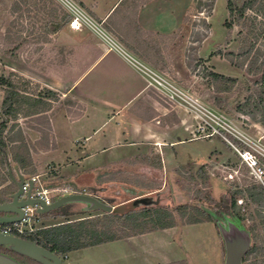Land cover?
Returning <instances> with one entry per match:
<instances>
[{
	"label": "rangeland",
	"instance_id": "rangeland-1",
	"mask_svg": "<svg viewBox=\"0 0 264 264\" xmlns=\"http://www.w3.org/2000/svg\"><path fill=\"white\" fill-rule=\"evenodd\" d=\"M53 1L68 13L64 0ZM68 1L77 5L111 39L116 42L119 41L118 36L110 34L104 26L105 23L93 14L91 8H94L95 0ZM102 1L109 3L112 0ZM233 1L240 5L244 0ZM198 2L201 4L200 8L197 7ZM212 2L213 6L210 7ZM55 3L52 4L46 0H0V76L8 77L11 75L23 90L33 94L45 89L44 83L48 81V76L54 77L55 82H60L59 79L55 78V69L58 67L60 70L63 66L70 65L72 58L69 47L61 45L67 42L64 30L66 28L71 30L68 25L55 34H47L45 30V24L49 18L48 8L55 10L57 7ZM43 6L45 7L43 8ZM58 15H61L60 11H58ZM262 18L264 20V16ZM228 21L226 0H192L190 8L186 11L181 32L176 34L172 43H168L171 58H167L165 63L160 62L158 65L159 70L157 71L179 87L187 99V103L176 100L172 104L160 93L153 90V94L156 95L161 104L173 107L181 115L183 124L188 131L186 135L181 133L184 142L174 146L175 157L166 162L169 167L175 161L171 169L166 173H159V170H156V174L150 175L147 170L140 169L141 166L138 164L135 165L134 169L128 164H122L116 165L114 168L116 170L125 168L129 173L126 171L117 172L115 169L111 171L114 172L111 173V177L115 179L127 176L130 180H149V183L155 187H164L163 190L157 194H146L145 191L126 190L129 187L123 183H116L106 188L109 190V195L98 198L96 194L83 188L86 191V196L95 198L102 205L110 208L111 212L119 206L130 207L134 199L142 202L133 206L159 204L174 210L180 205L193 204L194 197L198 195L203 202L205 196L208 195L214 200V206L218 207L220 205L219 196L231 190L232 183H236L240 187L251 182L260 183L258 175L255 173L256 168L252 167V162L245 159L252 156L257 168L264 170V124L235 112V104L243 97L244 92L239 93L232 90L230 93L216 94L210 89L208 81L203 78L204 71L209 70L227 77L244 79L251 85L257 80V77L246 76L242 70L232 66L227 60L216 54L218 51L223 54H235L237 51L238 33L241 30V25H232L228 37V30L225 27V23ZM257 21L259 22V24L257 23L258 29L262 30L258 42L264 45V21L259 18ZM83 28H87L99 42L109 47L94 30L86 26ZM72 37L75 40L77 38L76 36ZM199 37H204V40L197 54L198 60H191L194 58V51L192 50V46L195 44L194 40ZM171 44L173 45L172 48ZM187 59L191 64L190 68H186ZM156 60L158 61V58ZM184 66L188 71L183 75L180 70ZM20 77L25 81H18L17 78ZM56 94L60 97L59 101L52 104V110L46 113V117L49 120V117L54 114V122L57 125L60 117V113L57 111L66 105L69 106L70 102L63 101L65 99L62 98L61 94ZM1 100L2 92L0 90V104ZM196 108H204L224 116L236 130L249 140L248 145L238 144V146L235 144L232 148L215 136L196 138V135H193V130L198 121L194 111ZM16 123L29 149L30 168L34 170L33 174L25 176L30 177L44 173L47 176L39 177V182L43 187H65L55 182L53 178L56 174L53 167L46 165L44 161L46 152L54 147V142L51 139V127L44 139L42 133L38 132V130L46 132L42 117L25 118L20 116ZM46 147L49 148L46 150ZM246 151L249 155L245 153ZM150 160L155 161L152 157ZM10 168L15 177L17 170L21 173L12 162ZM6 171L7 168L0 167V176H5ZM137 172L143 175H139ZM7 185L8 181L0 187V190L6 188ZM73 189L75 188L73 187ZM130 197L136 198L130 199ZM119 203L123 205H118ZM237 204L242 207L245 203L239 199ZM248 205L249 212H252L254 207ZM63 206L64 208L60 212L54 213L50 217L37 220V216L36 218L34 216L30 226L40 228L66 220L73 221L93 217L105 212L93 207L90 203L80 201L70 202ZM174 228L164 233L163 238L170 242L169 252L174 257L183 258L186 264H225L228 249L243 247L248 244L246 223L234 222L221 226L219 235L210 222L197 225H178ZM117 246L119 245L109 243L101 249L88 250L84 252L86 254L83 260L86 261L85 264H138L130 257L113 261V257L118 254L126 253L129 256L130 253L129 247ZM62 261L67 264L65 259Z\"/></svg>",
	"mask_w": 264,
	"mask_h": 264
},
{
	"label": "crops",
	"instance_id": "crops-1",
	"mask_svg": "<svg viewBox=\"0 0 264 264\" xmlns=\"http://www.w3.org/2000/svg\"><path fill=\"white\" fill-rule=\"evenodd\" d=\"M191 3L192 0H112L109 3L95 0L91 10L105 23L110 34L118 36L127 54L157 71L160 62L171 58L168 43L181 32ZM64 31L67 42L61 45L71 51L70 65L60 70L56 67L55 78L60 82L48 76L44 85L75 105L70 103L57 111L60 113L57 125L54 114L49 117L54 147L46 152L44 161L53 167L56 174L53 179L65 187L86 188L97 198L109 195L106 188L116 183H123L129 191L160 193L164 187H155L149 180H130L127 176L115 179L111 171L122 164L133 169L138 164L150 175L156 174V170L169 171L175 161L169 167L166 162L175 157L174 146L184 142L182 134L188 133L181 115L173 107L161 104L130 62L118 51L104 46L87 28ZM186 68L180 70L181 74H186ZM115 171L128 172L125 168ZM20 174L17 170L16 178ZM43 175L47 176L38 174ZM173 229L111 242L117 247L130 248L129 256L118 254L113 261L128 257L138 264L185 261L169 252L170 242L163 238L164 233ZM108 244L71 252L65 260L67 264H85L84 252Z\"/></svg>",
	"mask_w": 264,
	"mask_h": 264
},
{
	"label": "trees",
	"instance_id": "trees-1",
	"mask_svg": "<svg viewBox=\"0 0 264 264\" xmlns=\"http://www.w3.org/2000/svg\"><path fill=\"white\" fill-rule=\"evenodd\" d=\"M46 1L55 3L53 0ZM197 5L200 8L199 2ZM212 6L213 2L210 4V7ZM226 8L229 21L225 23V27L228 30V37L232 25H241V30L238 33V47L235 54H223L221 51L216 54L223 57L232 66L242 70L246 76L257 77V80L251 85L244 79L227 77L209 70L204 71L203 78L208 81L210 89L216 94L230 93L232 90L239 93L244 92L243 97L235 104V112L264 124V45L258 42L262 30H259L257 25V23L259 24L258 18L264 21L262 18L264 16V0H244L240 5L233 0H226ZM57 10L61 12L60 16ZM47 13L49 17L45 24L47 34L57 33L68 25L71 19V16L58 5L55 10L48 8ZM203 40L204 37L194 40L195 44L192 46L194 58L191 60H198L197 54ZM186 63L187 68H190L189 60ZM17 79L25 81L21 77ZM0 90L2 92L0 167L7 168L6 175L0 176V187L8 181L6 188L0 190L1 205L10 202L11 196L17 191L10 176L11 173L12 177L17 180L12 174L11 162L24 176L34 173L33 168H30L29 149L16 121L20 116L25 118L42 117L46 132L40 130L38 132L42 133V137L45 139L50 128L46 113L52 110V104L58 102L59 97L55 92L46 88L36 94L27 92L13 80L11 75L0 76ZM69 102L71 105H75L74 102ZM232 185L231 190L219 196L220 205L218 207L214 206V200L208 195L205 196L203 202L198 194L194 197L193 204L180 205L174 210L159 204L133 206L132 202L128 208L119 206L110 213L102 212L101 215L93 217L73 221L66 220L40 228L33 227V231H25L16 236L35 243L64 260L69 253L74 251L171 229L178 225H197L210 222L219 235L221 226L234 222L246 223L248 244L242 253L241 264H264V185L257 182H251L242 187L236 183H232ZM239 199L243 200L244 206L241 207L237 204ZM248 204L254 207L252 212H249ZM63 208L64 206H61L54 211L36 214L37 218L36 216L35 218L40 220L50 217ZM0 256L15 264H40L13 251L9 246H0ZM170 264H186V262L178 261Z\"/></svg>",
	"mask_w": 264,
	"mask_h": 264
},
{
	"label": "built area",
	"instance_id": "built-area-1",
	"mask_svg": "<svg viewBox=\"0 0 264 264\" xmlns=\"http://www.w3.org/2000/svg\"><path fill=\"white\" fill-rule=\"evenodd\" d=\"M65 7L68 14L71 16L68 27L71 30H80L83 26L88 27L100 35L105 42L108 44V48L118 51L122 54L130 64L144 77L146 80L147 87L153 89L160 93L166 100L170 103H175L177 100L182 103H187L186 96L183 95L179 87H177L171 80L160 74L158 71L147 66L140 60L127 54L123 48L116 41L111 39L100 27L95 25L91 19L75 4L68 0H64ZM195 114L197 115V123L193 130V135L196 138H210L212 136L222 139L230 147L234 145L243 144L248 145L249 140L238 130H236L227 119L217 113H213L204 108H196ZM187 130V128H186ZM239 146V145H238ZM246 154L249 153L246 151ZM252 162V167L256 168L255 173L258 175L261 184H264V170L257 168L255 160L252 156L246 158ZM21 175V174H20ZM22 176V175H21ZM23 178L22 191L24 193L23 198L29 194L30 199H39L44 202L45 205H50L53 201L69 195H86L84 189L77 190L76 188L70 187H55L46 188L43 187L39 182V176H30ZM36 208L27 206L23 209V219L20 223L0 225V233L4 235L16 236L17 234H22L25 231H33V227L30 226V222L33 221L34 216H36ZM29 226V227H28ZM28 227V228H26ZM17 237V236H16Z\"/></svg>",
	"mask_w": 264,
	"mask_h": 264
},
{
	"label": "water",
	"instance_id": "water-1",
	"mask_svg": "<svg viewBox=\"0 0 264 264\" xmlns=\"http://www.w3.org/2000/svg\"><path fill=\"white\" fill-rule=\"evenodd\" d=\"M11 179L17 187V191L11 196L10 202L0 205V225L20 223L23 219V209L27 206L37 207L36 213L43 214L46 212L54 211L70 202H86L92 204L93 207L104 210L110 213L111 209L102 205L98 200L86 195H69L61 197L53 201L50 205H45L42 200L30 199L29 194L23 198L22 183L23 178L21 175L15 180L11 173ZM142 201H134L133 205ZM0 246H9L13 251L27 256L40 264H64L62 259L56 254L45 250L35 243L25 241L16 236L4 235L0 233ZM247 246L232 247L227 250L225 264H241V256ZM0 264H15L9 259L0 256Z\"/></svg>",
	"mask_w": 264,
	"mask_h": 264
}]
</instances>
